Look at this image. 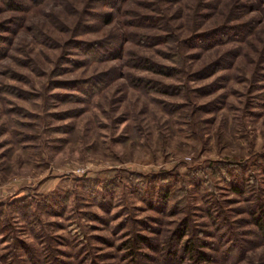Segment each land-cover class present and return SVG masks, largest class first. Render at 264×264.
I'll use <instances>...</instances> for the list:
<instances>
[{
  "label": "rangeland",
  "instance_id": "374dc122",
  "mask_svg": "<svg viewBox=\"0 0 264 264\" xmlns=\"http://www.w3.org/2000/svg\"><path fill=\"white\" fill-rule=\"evenodd\" d=\"M0 264H264V0H0Z\"/></svg>",
  "mask_w": 264,
  "mask_h": 264
},
{
  "label": "trees",
  "instance_id": "16d2710c",
  "mask_svg": "<svg viewBox=\"0 0 264 264\" xmlns=\"http://www.w3.org/2000/svg\"><path fill=\"white\" fill-rule=\"evenodd\" d=\"M112 5H113V7H114V3H113ZM115 6H116V5H115ZM117 7H118V8H117ZM117 7H116V9H117L118 11H120V10H121V6H117ZM225 30H226V31H227V30H229V31H230V30L233 31V29H231V28H225ZM234 31H235V30H234ZM223 32H224V31H223ZM223 32L221 33V35H223V37H224L225 39H228V37H229V33H228V34H224ZM212 33H213V32H212ZM212 33H211V34H212ZM207 35H210V33L207 34ZM225 35H226V36H225ZM196 37H197V36H194V39H191V40H195Z\"/></svg>",
  "mask_w": 264,
  "mask_h": 264
}]
</instances>
